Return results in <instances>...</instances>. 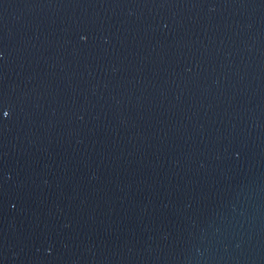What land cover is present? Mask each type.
I'll use <instances>...</instances> for the list:
<instances>
[{
  "label": "water",
  "instance_id": "obj_1",
  "mask_svg": "<svg viewBox=\"0 0 264 264\" xmlns=\"http://www.w3.org/2000/svg\"><path fill=\"white\" fill-rule=\"evenodd\" d=\"M0 264H264V0H0Z\"/></svg>",
  "mask_w": 264,
  "mask_h": 264
}]
</instances>
